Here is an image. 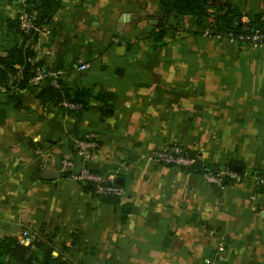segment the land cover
Instances as JSON below:
<instances>
[{
	"label": "crops",
	"instance_id": "obj_1",
	"mask_svg": "<svg viewBox=\"0 0 264 264\" xmlns=\"http://www.w3.org/2000/svg\"><path fill=\"white\" fill-rule=\"evenodd\" d=\"M53 1L52 22L26 43L30 62L59 70L71 91L110 99L86 98L72 112L44 104L42 85L10 103L0 95V239L58 231L57 249L73 264H264V192L254 185L264 175V47L204 38L192 17L154 47L158 0ZM225 1L238 5L242 23L264 13V0ZM40 6L0 0V55L23 42L7 23ZM88 133L99 150L87 165L122 179L117 201L60 171L63 158L80 165L75 143ZM163 144L198 152L219 171L237 162L246 174L212 186L148 161Z\"/></svg>",
	"mask_w": 264,
	"mask_h": 264
},
{
	"label": "trees",
	"instance_id": "obj_2",
	"mask_svg": "<svg viewBox=\"0 0 264 264\" xmlns=\"http://www.w3.org/2000/svg\"><path fill=\"white\" fill-rule=\"evenodd\" d=\"M40 1L41 6L38 13L34 16L35 25L42 29L48 26L58 9L57 3L53 0H26V3ZM159 16L150 34V39L155 43L154 47L164 44L166 33L175 28L184 17L195 19V26L199 30L209 28L213 34H225L230 31L244 33V23L240 21L242 12L237 4L221 2V0H158ZM27 12L31 14L30 9ZM19 16V15H18ZM8 27L13 28L15 33L21 36L23 42L8 50L4 55H0V85L9 94L7 102L10 103L15 95L30 87V79L36 68H43L40 63H31L34 59V52L26 47L29 41H36L38 33L31 31L28 34L19 29L18 17L15 21H9ZM248 31L264 30V13L250 14L248 16ZM56 70V69H55ZM43 90L39 95L44 104L63 108L64 102L80 105V111L87 108L84 100L93 97L108 106L110 95L102 93L92 94L88 90L76 89L69 90L59 83V88L53 87L48 81L41 84ZM40 85V86H41ZM6 93V94H7ZM234 166H239L237 162L231 163L226 170L233 171ZM237 173L239 181L245 176L243 166ZM184 170V169H182ZM187 172L197 173H216L215 170L207 165H194ZM236 183L229 177H224L222 185ZM91 189V188H90ZM103 202H114L117 199H102ZM35 233L37 238L28 246L21 243L16 237H5L0 239V264H73L65 255L66 248L57 249L54 239L58 231L46 232L45 227H40Z\"/></svg>",
	"mask_w": 264,
	"mask_h": 264
},
{
	"label": "built area",
	"instance_id": "obj_3",
	"mask_svg": "<svg viewBox=\"0 0 264 264\" xmlns=\"http://www.w3.org/2000/svg\"><path fill=\"white\" fill-rule=\"evenodd\" d=\"M19 29L28 34L31 31L39 33L44 28H38L34 23V14H30L26 9H22L18 16ZM246 32L236 33L230 31L225 34H213L209 28L200 30V35L204 38H209L219 44L247 46V47H264V30L248 31L247 23H244ZM117 43V39L112 40ZM89 67L88 63L80 62L78 69L84 70ZM48 81L53 87L59 88L61 82V72L54 69L36 68L29 81L31 87H39L42 83ZM6 89L0 85V95H5ZM63 109L67 111H80L81 106L77 104L64 102ZM76 157L80 161V165H76L71 159L63 158L59 161V168L63 174H66L73 182L88 184L93 192V195L99 199H120L123 196V187L116 183L117 174H99L94 172L87 165L92 161L99 150V142L95 133H88L81 139L76 140ZM36 155H42L41 150L35 151ZM200 160L198 152L191 151L177 144H163L148 155V161L156 165L166 167H176L180 169H188ZM204 182L212 186L222 188V180L224 177H229L236 182L239 181L237 173L230 170L216 171V173H203L201 175ZM255 187L264 192V175L254 179ZM21 243H31L37 236L29 230L21 231Z\"/></svg>",
	"mask_w": 264,
	"mask_h": 264
},
{
	"label": "water",
	"instance_id": "obj_4",
	"mask_svg": "<svg viewBox=\"0 0 264 264\" xmlns=\"http://www.w3.org/2000/svg\"><path fill=\"white\" fill-rule=\"evenodd\" d=\"M201 164H202V161H201V160H198V161L196 162V165H197V166H199V165H201ZM223 170H225L224 167L221 168V171H223ZM233 171L236 172V173H239V172L241 171V167H240V166H234V167H233ZM259 176H260L259 174L256 175L257 178H258ZM116 183L119 184V185H122L123 181H122V179L117 178ZM24 245H25V246H28L29 243H25Z\"/></svg>",
	"mask_w": 264,
	"mask_h": 264
}]
</instances>
